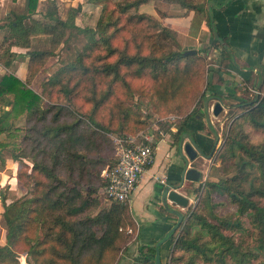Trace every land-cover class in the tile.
Returning a JSON list of instances; mask_svg holds the SVG:
<instances>
[{"label":"trees","instance_id":"16d2710c","mask_svg":"<svg viewBox=\"0 0 264 264\" xmlns=\"http://www.w3.org/2000/svg\"><path fill=\"white\" fill-rule=\"evenodd\" d=\"M149 1L151 0H129L112 11L102 8L100 20L94 30L81 29L75 25L74 14L78 13L80 6L71 10L73 13L66 20H62L58 13L60 0H48L41 13H37L38 0H26L23 14L16 17L15 25H10L11 38L0 48V61L4 62L11 56V46H17L29 49L24 54L28 58V64L24 81L10 73L0 76V150L10 147L17 158L20 156L31 160L32 166L23 164L17 170V175L19 178L28 175L32 180V187L27 202L12 200L6 203L0 197L4 210L1 218L5 239V244L0 247V264H117L120 256L128 251L129 237L122 232L121 227L133 226L129 203L113 201L108 210L100 207L105 187L101 172L116 165V156L114 151L109 153L111 145L102 131L104 127L94 117L95 111L103 103L105 105L112 88L110 86L106 91L99 90L98 80L111 77L110 85L123 81L121 68L132 70L135 76H141L145 71L152 74L162 72V93L175 98L181 93L184 80L187 77L188 80L193 79L192 73L196 72L193 66L203 63L201 60L204 57V52L188 56L183 52L160 56L142 55L140 52L129 55L112 48L109 42L111 36L106 35L108 28L119 21V18H114L113 13L119 11L124 15L128 9H137ZM162 1L175 3L187 11H200V0ZM98 3L100 2L95 0V4ZM37 14H41L43 22L33 18ZM25 20H28V25L23 24ZM104 20L107 22H103ZM145 20L155 21L156 18L139 13L126 17L125 23L139 26ZM67 30H75L86 37L81 53L68 66L44 82L39 93L35 92L29 86L34 74L31 72L33 65L44 62L51 53L32 50L33 37L48 35L51 37L50 42L64 43ZM131 30L133 32V28ZM136 35L137 39L139 34ZM143 37L147 35L144 34ZM223 42L220 36H215L211 47H217ZM94 50L105 51V54L103 56L101 52L97 53L88 61L87 58L94 54ZM113 57L115 60L109 61ZM182 60L189 64L187 68L178 67ZM3 64L8 66L9 61ZM169 66H172L171 75L165 73ZM225 69L226 65L221 63L216 72ZM213 74L215 73L211 69L207 71L209 80ZM207 80L206 78V88L209 85ZM71 83L73 85L69 87ZM87 86H90L89 92L94 94L93 113L78 118L68 105L59 103L58 99L71 104L72 99ZM259 90L264 91V77L263 86ZM237 108L242 115L237 119L236 125L243 122L264 130V95L244 100ZM123 118L126 121L128 115ZM192 118L199 119V116L194 112L190 113L182 127H179L178 137L188 134L199 145L185 128ZM20 121L23 122L22 127L18 126ZM206 125L210 128L208 124H203V127ZM235 146L241 152L239 176L221 185L205 184L204 191L207 189L208 195H225L233 204L238 219L231 226L230 220L208 222L200 214L192 213L188 222L193 220V223L184 235L176 239L172 248L171 256L176 264L179 256L184 257L183 264H196V255L205 257L204 264H264V143L243 144L236 137L229 136L226 152L232 153ZM214 147L215 144L212 143L207 150H202L201 155L210 158ZM250 171L258 172L260 183L255 182L258 178L253 180ZM242 218L247 219L251 229L252 253L241 251L242 246L234 238V234L244 228ZM175 225L165 233L164 242H173ZM160 241L138 247L144 264H155L156 245ZM161 245L158 251L160 264H163ZM144 253L151 254L152 258ZM23 256L26 261L22 260ZM246 256L251 257V262H244Z\"/></svg>","mask_w":264,"mask_h":264},{"label":"rangeland","instance_id":"374dc122","mask_svg":"<svg viewBox=\"0 0 264 264\" xmlns=\"http://www.w3.org/2000/svg\"><path fill=\"white\" fill-rule=\"evenodd\" d=\"M96 1L100 3L95 4V0H72L70 5H66L61 1L58 10L59 16L62 20H66L69 14L73 13L71 10L73 11L77 6H80L78 13L74 14L75 25L81 29L90 28L95 30L101 17L102 8L106 11L116 10L119 5L123 6L125 2L129 0H104L103 3H101V0ZM46 6L47 4L45 7ZM147 10L148 6L143 5L137 9H128L124 15H121L119 11L113 13L114 18H119V21L111 28H108V33L106 35L111 36L109 42L112 48L122 52L125 51L129 53V55L140 52L142 55L153 54L155 56H160L162 54L182 52L176 37L162 25L161 20L164 19V13L161 11L157 10V18L155 21L145 20L139 26H136L135 23H125L126 17L135 16L139 14V11L146 12ZM36 20L43 22L41 16ZM103 22L107 21L104 20ZM132 28L133 32L131 30ZM139 29L142 30V34H140L141 32ZM136 33L139 34L137 39L135 37ZM144 34H146L147 37H143ZM64 38L66 40L64 43L55 44L50 42L51 37L48 35L39 34L33 37L32 50L51 53V56L47 57L44 62L40 61L33 65V71L31 72L32 74L34 72V74L30 79L29 86L35 92L39 93L44 82L51 79L60 69L73 62L79 53H81L86 42V37L81 33H77L75 30H67ZM95 38H98V36ZM100 52L104 56L105 51L94 50V54L87 58L88 61H90L95 54ZM113 60H115V57L109 59V61ZM201 62L203 63L193 66L194 70H196V72L192 73L193 79L188 80L187 77L184 80V87L181 93L175 98L162 93V88L160 86V82L163 79L162 72L152 74L145 71L141 76H135L132 70L121 68L120 73L123 74V81H117L110 85V80H112L111 77H102L98 80L99 90L106 91L108 87H112L109 98L105 101V105L103 103L94 113V117L101 122L104 127L102 131L111 145L109 153L112 151L116 153L118 140L139 133L153 136L157 141L169 136L174 143H177L183 137V135L178 137V129L182 127L185 118L192 112L199 116L201 122L199 127L200 130L203 134L211 137V144H215L211 157H204L206 162L205 167L201 168L202 173L199 182L194 185L192 189H189V196L191 197L189 205L183 208L169 202L174 204L176 210L181 212L183 219L180 225L174 229L173 242L170 243L166 241L161 245L163 248V264H176L173 256H171L172 248L174 247L176 239L184 235L189 225L193 223V220L188 222L192 213L196 212L200 214L208 222L230 220L232 222L231 226L235 223V220L238 219L233 204L225 195L220 193H210V195H208V190L205 189L204 191L205 184L216 183L221 185L239 176L238 162L241 157V152L236 146L232 153L226 152L229 136L236 137V139L243 144L257 145L264 143V130L253 128L248 123L243 122L236 125L237 119L242 115L241 110L237 108V106L244 100H252L256 97L247 88L242 90L243 97L246 99L236 104L221 100L219 103L223 107V111L220 112L218 116L212 115L216 94H213V92L209 90V86L206 88V78L208 79L207 81H209L207 71L211 69L212 73H215L211 77L213 79L218 74L216 72V67H214L213 58H210V61H208L206 57H202ZM184 66L187 68L189 64L183 60L179 61L178 67L184 68ZM132 69L135 70L133 67ZM170 71L172 72V66H169L165 73L171 75ZM186 75L189 76L188 73H186ZM72 85L73 83H71L69 87H72ZM89 90L90 86L85 87L77 97L72 99L71 104L61 99H58V102L68 105L67 107L73 114L78 118H82L81 115L93 113L94 102L92 100L94 94L89 92ZM203 93L205 95L202 96ZM60 96L63 98L62 95ZM69 105H71L72 108L69 107ZM127 115L128 119L125 121L123 117ZM194 120L195 118H192L189 125L185 127L188 132L193 133L190 123ZM203 124H208L210 128H207V125L203 127ZM18 126L22 127L23 122H18ZM231 132H233L232 135ZM12 156L15 157L12 158ZM23 164L32 166L30 159L20 156L17 158L16 155H13L10 147L2 151L0 150V197L4 198L6 203H10L12 200L27 202L30 198L32 187L31 178H29L28 175L19 178L17 175V170H19ZM250 173L252 174L253 180L254 178H258L255 182L257 181L260 183L258 172L255 173L250 171ZM245 187H248V185H245ZM233 188H236V186ZM100 207L108 210L110 208V203L103 200ZM3 211L0 201V233L1 231L4 233L3 220L1 218ZM171 217L172 223H169V227L167 226L168 228H166L165 233H167L169 228L178 221L176 215L173 214ZM130 218L133 226L128 225L121 227L122 232L129 237L128 250L130 249L131 252L126 256L132 259V262H129V264H144L143 258L138 252V247L141 245V242L137 239L139 229L138 223L133 218L132 213ZM242 219L244 228L242 231L234 234V238L236 243L242 246L241 251L244 253H252L251 229L247 223V219ZM127 252L128 251L124 252V254ZM144 254L152 258L151 254ZM183 258L184 257L179 256L176 262L178 264H183ZM250 258V256H246L244 262H251ZM22 260L26 261L27 259L23 256ZM194 260L196 264H204L206 259L205 257L196 255Z\"/></svg>","mask_w":264,"mask_h":264},{"label":"crops","instance_id":"0c3cea01","mask_svg":"<svg viewBox=\"0 0 264 264\" xmlns=\"http://www.w3.org/2000/svg\"><path fill=\"white\" fill-rule=\"evenodd\" d=\"M48 0H38L37 13L41 11ZM70 5L72 0H60ZM200 11H187L175 3L151 0L147 4L146 13L157 18V10L164 13L162 25L177 39L181 51L195 50L198 55L204 52V57L210 61L213 58L216 70L219 65H226L225 71L209 80V90L216 94L214 105L223 100L236 104L243 101L242 90L246 88L260 89L264 77V0H200ZM26 0H0V48L11 38L10 25H15L17 16L23 14ZM143 6V5H141ZM140 6V7H141ZM138 7V8H140ZM41 15H34V19ZM28 25V20L23 21ZM220 36L224 41L217 47H211L213 38ZM29 49L11 46L5 59L9 65L0 61V76L10 73L24 81L27 75L28 58L24 56ZM2 51V50H1ZM0 51V52H1ZM213 105V106H214ZM223 111V107H222ZM221 111V112H222ZM213 115V114H212ZM219 115V114H218ZM217 115V116H218ZM214 116V115H213ZM200 120L190 123L191 133L201 150H207L212 139L200 130ZM202 126V124H201ZM184 138V139H183ZM182 149L179 150V143ZM189 139L183 135L179 142L174 143L169 136L159 140L154 152V162L143 174L139 185L130 197L129 205L133 218L138 223L137 239L141 244H153L164 239L166 228L173 214L166 210L161 201L164 185L178 186L177 192L190 202L189 189L196 185L201 177V168L205 167L206 159L198 154L194 160H188L183 145ZM190 169L196 170L199 180H184L183 175ZM169 209L176 206L167 201ZM178 211V210H177ZM181 213V212H180ZM168 226V227H167ZM0 247L5 244L4 233H0ZM122 254L117 264H129L132 259ZM163 252V248H162Z\"/></svg>","mask_w":264,"mask_h":264},{"label":"built area","instance_id":"2783aa9c","mask_svg":"<svg viewBox=\"0 0 264 264\" xmlns=\"http://www.w3.org/2000/svg\"><path fill=\"white\" fill-rule=\"evenodd\" d=\"M257 97H262L264 91L249 88ZM116 165L107 167L101 172V178L105 182L103 190L106 202H128L131 195L140 183L143 174L154 162V152L158 141L153 136L139 133L127 136L117 141ZM165 185L164 180H158Z\"/></svg>","mask_w":264,"mask_h":264},{"label":"water","instance_id":"95a60500","mask_svg":"<svg viewBox=\"0 0 264 264\" xmlns=\"http://www.w3.org/2000/svg\"><path fill=\"white\" fill-rule=\"evenodd\" d=\"M183 54L185 56L195 55L196 51L195 50H187V51L183 52ZM221 111H222V106L220 105L219 102H217L212 108V114L214 116H217ZM184 135L189 139V142H187L183 145V151L185 152L187 159L192 161L198 156V154L201 155L202 150L196 143H194V141L192 140V138L188 134H184ZM181 145H182V142L179 143V150L180 151L182 149ZM199 177H200V174L196 170L190 169L187 172H185V174L183 175L181 183L184 180L196 182L199 180ZM178 188H179L178 186L166 185V186H164L162 194H161V201H162L163 207L178 217V221H177L176 225L173 227V229H176L178 227V225L180 224V222L183 219V216L179 211L169 209V207L167 205V201L172 202V203L176 204L177 206H180L183 208H185L189 205V200L185 196H183L179 192H177ZM164 240L165 239H162L156 245L155 264H160V253L158 251V247L164 242Z\"/></svg>","mask_w":264,"mask_h":264}]
</instances>
